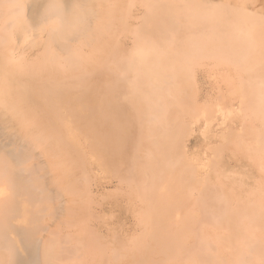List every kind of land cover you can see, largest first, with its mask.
Segmentation results:
<instances>
[{"label":"bare ground","instance_id":"1","mask_svg":"<svg viewBox=\"0 0 264 264\" xmlns=\"http://www.w3.org/2000/svg\"><path fill=\"white\" fill-rule=\"evenodd\" d=\"M262 155L264 0H0V264H264Z\"/></svg>","mask_w":264,"mask_h":264},{"label":"rangeland","instance_id":"2","mask_svg":"<svg viewBox=\"0 0 264 264\" xmlns=\"http://www.w3.org/2000/svg\"><path fill=\"white\" fill-rule=\"evenodd\" d=\"M31 50L32 49H30L29 47H26V48L22 49L20 52L24 53L25 55H30L31 56V53H30ZM204 87L207 88V85L205 84ZM234 103H235V105H234L235 107L234 108H237L236 107L237 106L236 102H234ZM234 120L235 121L237 120L236 116L234 117ZM204 121H205V118L204 117H200L198 122H194V124L192 125V128L194 127L193 131L190 132L189 136H187L184 139L185 142H187V144H189L188 145L189 146L188 149H189L190 156L191 157H197L199 160H201L203 162L206 161L211 155V151H210V149L208 147H206L205 149L203 148L204 138L202 136V131L204 129V126H203V122ZM216 142H217V140H213V143H216ZM233 145H234L233 143H229L227 149L224 150V153H223L224 154V161L230 167L237 168L240 165V163H241L242 157H241V155H233V154H231L230 150L234 148ZM195 150H200V152H196L195 155H194ZM228 157H234V158L237 157L236 162H229L228 161ZM261 157H264V156L262 155ZM93 166L95 168L94 172H95L96 180L99 182L100 181L99 177H102V182H104L105 181V177H106V173H104L102 171V169L99 168L96 164H93ZM99 173H101L100 174L101 176L98 175ZM97 181H95V184L98 183ZM107 186H108L109 189H112V188L109 187V186H111L110 183L107 184ZM106 192L108 193L109 191H107V189H106ZM117 199L118 198H115L114 196H107V194H106L105 198H99L98 201L102 205H105V206L108 205V206L101 208L99 205H96V211L98 213H100L103 218H106V219L110 218L112 212L108 208L109 207V203H111V204H112V202L115 203V201ZM103 212H105V213H103ZM124 213H125V211L122 214H124ZM131 225H132L131 221H124L123 223H121L119 225V227L116 225L117 228L116 227L115 228L119 229V230H116L115 233L118 234L119 232H121L123 230V234H124V231L126 229H129V227H131Z\"/></svg>","mask_w":264,"mask_h":264}]
</instances>
